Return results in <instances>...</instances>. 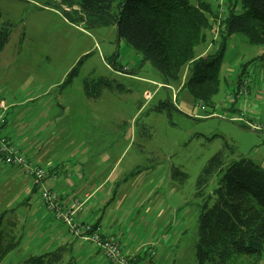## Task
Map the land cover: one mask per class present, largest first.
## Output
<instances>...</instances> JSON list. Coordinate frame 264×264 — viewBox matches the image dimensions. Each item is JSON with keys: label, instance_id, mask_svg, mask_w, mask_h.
<instances>
[{"label": "rangeland", "instance_id": "rangeland-1", "mask_svg": "<svg viewBox=\"0 0 264 264\" xmlns=\"http://www.w3.org/2000/svg\"><path fill=\"white\" fill-rule=\"evenodd\" d=\"M189 1L206 2L221 17L228 6L227 0ZM235 2L239 13L240 0ZM66 11L60 0H0L2 18L11 24L9 41L0 51V107L7 109L15 134L12 146L45 171H60L55 181L34 183V191L31 177L0 160L1 229L20 240L0 264H23L45 252L55 221L44 206L42 189L56 193L70 180L87 185L73 187L71 194L88 190L93 197L92 208L83 209L85 221L100 216L102 233L128 255L151 256L149 264H197L198 216L204 202L213 204L219 177L213 175L196 197L202 169L218 152L226 165L247 158L264 168V61L257 60L264 46L231 36L219 90L211 106L203 107L181 88L186 72L179 85L163 84L150 63H142L135 50L118 40L113 25L87 28ZM214 35L207 32V43L196 47V55ZM100 79L110 86L87 94L84 82ZM147 94L151 100L144 99ZM89 194L77 198L83 206ZM57 223L70 243L79 239ZM26 245L32 248L28 252ZM71 256L76 264H91L83 253ZM257 264H264V252Z\"/></svg>", "mask_w": 264, "mask_h": 264}, {"label": "trees", "instance_id": "trees-1", "mask_svg": "<svg viewBox=\"0 0 264 264\" xmlns=\"http://www.w3.org/2000/svg\"><path fill=\"white\" fill-rule=\"evenodd\" d=\"M227 3L221 17L206 2L193 5L189 0H60L69 18L84 23L87 28L113 25L118 40L135 50L142 63H150L163 84L179 85L186 72L181 88L194 104L203 107L211 106L219 90L220 67L228 39L239 34L249 43L264 46V0H240L239 13L235 10V0H227ZM213 31L214 38L204 54L196 55V47L205 45L207 32ZM10 33L11 24L0 13V51L8 43ZM257 60L264 61V52ZM81 63L82 60L78 62ZM246 68L247 64L241 69L238 88L244 83ZM109 86L110 81L106 79L84 82L87 94ZM46 172L48 178L52 169ZM217 173L214 202L211 206L204 202L198 216L197 264H257L264 252V168L247 158L226 165L223 153L218 152L209 159L197 179L196 197L202 195ZM176 174L185 178V174L177 171ZM36 189L34 185L32 190ZM59 197L65 206L62 196ZM83 209L84 206L82 212ZM48 213L59 222L50 211ZM2 220L0 216V263L20 245L19 239L4 234ZM90 226L99 230L101 238L111 239L102 234L98 221ZM70 246L65 244L29 256L23 264H76ZM135 258L130 260L137 264ZM64 259L67 261L63 262Z\"/></svg>", "mask_w": 264, "mask_h": 264}, {"label": "built area", "instance_id": "built-area-1", "mask_svg": "<svg viewBox=\"0 0 264 264\" xmlns=\"http://www.w3.org/2000/svg\"><path fill=\"white\" fill-rule=\"evenodd\" d=\"M147 95L148 96H144V99L151 100L152 95ZM0 110L2 111L0 112V160L7 166L21 168L27 176L33 179L36 185H39L47 178V172L41 167L28 162L25 156L16 150L8 138L2 133L5 108L0 107ZM42 190L41 197L44 206L53 214L57 221L66 225L69 230L81 240L100 246L103 255L110 262L115 264H130L118 242L113 239L101 238L98 233L99 230H93L89 225H81L76 222L75 217L78 211H81L83 201L75 199L72 206L64 208L57 193L50 190Z\"/></svg>", "mask_w": 264, "mask_h": 264}, {"label": "crops", "instance_id": "crops-1", "mask_svg": "<svg viewBox=\"0 0 264 264\" xmlns=\"http://www.w3.org/2000/svg\"><path fill=\"white\" fill-rule=\"evenodd\" d=\"M204 52L205 51L202 50L199 55H203ZM6 110L7 109H5V111H4V124H3V127H2V133L6 137H8L11 140L12 144H13V141H15L14 140L15 134H14L13 129L11 128V126H8L7 118L5 116ZM23 155H25V154H23ZM28 161L31 162L30 160H28ZM31 163H33V162H31ZM34 164H37V163L34 162ZM20 170H22V169H20ZM58 173H60V171L58 169H56V168L55 169H52V173L49 175V177L47 179L50 180L51 182L52 181H55L56 177L58 176ZM69 177H71V176H69ZM33 186H34V182L32 183V187ZM75 186L77 188H84L87 185H86V183L85 184H81V185H79V184L78 185H75L74 180L73 181L70 180V186H68L65 189H61V190H59V192H57L59 195L62 196L63 201H64L63 203L65 205H67V206H70L72 204V202H73L74 199L81 198V196L84 195V194H86V193L89 194L88 190L85 191L83 194L82 193H78L77 195L71 194V192L73 190V187H75ZM90 197L91 198L89 199V201H87L85 203V205H84V207L86 206V208H89V207L92 208L91 200H92L93 197L91 195H90ZM90 203H91V205H90ZM84 214L85 213L82 212V213H80V214H78L76 216V219H77V222L78 223L93 224V223H95V222L98 221L99 222V225H100V221H99V217L100 216H98V217L97 216H92L91 221H85ZM50 226H52L51 228H55V231H54V233L52 232L51 233L52 235L47 239L48 243H46V245L47 244L48 245L47 246H45V245L43 246V249L45 251H50V250L54 249V247L57 246V245H65V244H69L70 245L71 244L70 247L72 249V255H75L76 253H83L84 254V257L83 258H85V260L90 261L91 264H106L104 262V260H105L104 258L105 257L102 255V253L100 252L99 248L95 244L82 242L80 239H77L75 237H73L74 242L70 243L69 241L71 240V238H69V236H67V234L65 233V231H63L61 228L58 227L59 225H58V223L56 221H55L54 224L51 221ZM53 226H55V227H53ZM99 227H100V229H102L101 225ZM104 236H107V235L104 234ZM28 246L29 247H27V245L25 246V248H24V251L25 252H28V251H30L32 249L30 247V245H28ZM75 247H77V251L76 252H74ZM121 248L123 249V252H124L125 255H127V256H129L131 258H135L136 257L135 258L136 259L135 261L137 262V264H149V262H152L151 259H148V258H145L146 260H144L142 257H140V255L137 254V252L136 253L135 252H133V253L131 252L132 254L131 255H128L126 253L128 251H126L125 248H123V247H121ZM74 260L76 261V259H74ZM109 264H111V263L109 262Z\"/></svg>", "mask_w": 264, "mask_h": 264}]
</instances>
